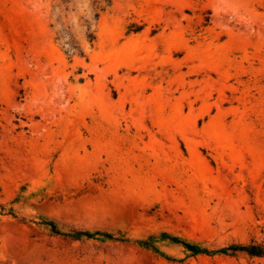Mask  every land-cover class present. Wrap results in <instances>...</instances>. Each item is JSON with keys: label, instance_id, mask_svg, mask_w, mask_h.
Listing matches in <instances>:
<instances>
[{"label": "rangeland", "instance_id": "374dc122", "mask_svg": "<svg viewBox=\"0 0 264 264\" xmlns=\"http://www.w3.org/2000/svg\"><path fill=\"white\" fill-rule=\"evenodd\" d=\"M103 2L0 0V264H264V0Z\"/></svg>", "mask_w": 264, "mask_h": 264}, {"label": "trees", "instance_id": "16d2710c", "mask_svg": "<svg viewBox=\"0 0 264 264\" xmlns=\"http://www.w3.org/2000/svg\"><path fill=\"white\" fill-rule=\"evenodd\" d=\"M103 0H93V5H94V8L97 12H103ZM99 17V14H96V19H98ZM90 39H94L93 36H90ZM68 49H67V52L69 53H78L80 55H82V52L79 48V46L77 45V43L73 40V39H69L68 40ZM52 232L55 233V234H58V230L53 227L52 229ZM83 234H79V235H76L75 237H79V236H82ZM88 236V235H86ZM89 237V236H88ZM146 245V243H143ZM188 249L192 250L194 253H200L201 251L200 250H197V249H193L191 248L190 246H186ZM219 252H231L233 254L237 253V252H245L246 254H248L249 256H252V257H264V247L260 246V245H256V244H252V245H249V246H241V245H238V246H231L229 248H226V249H223ZM204 253H210V252H204Z\"/></svg>", "mask_w": 264, "mask_h": 264}]
</instances>
